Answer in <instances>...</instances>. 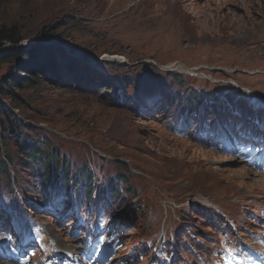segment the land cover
<instances>
[{"label": "rangeland", "instance_id": "374dc122", "mask_svg": "<svg viewBox=\"0 0 264 264\" xmlns=\"http://www.w3.org/2000/svg\"><path fill=\"white\" fill-rule=\"evenodd\" d=\"M3 25L21 39L0 52L54 43L103 75L93 72L92 88L68 76L10 88L28 57L0 66V117L59 150L71 177L89 164L96 182L93 204L86 177L73 207L49 196L4 121L0 159L12 151L15 161L0 178V264H68L87 250L115 264H264V174L241 161L242 151L264 158V0H0ZM124 170L135 194L125 181L121 199L96 194Z\"/></svg>", "mask_w": 264, "mask_h": 264}, {"label": "trees", "instance_id": "16d2710c", "mask_svg": "<svg viewBox=\"0 0 264 264\" xmlns=\"http://www.w3.org/2000/svg\"><path fill=\"white\" fill-rule=\"evenodd\" d=\"M50 37L51 36H43V38ZM20 39L21 35L17 26H0V42L10 41L16 43L20 41ZM50 44L51 45H47L37 41L34 44L32 43V45L30 44V47L28 48L21 46L9 48L6 50V52H0V66L6 63L8 60H12L14 58L28 57V61H26L23 66L18 68V74L24 72V76L21 78L17 77L16 75L13 76V80L11 81L12 83L10 82L11 86L9 85L10 88H29L36 82L42 83L45 81L49 84H54L57 82L67 84L69 83V81L67 82L65 80L67 76L71 78L76 87H82L83 89L92 88L94 85L93 72L99 76L103 75V72L93 67V65L70 57L71 55L64 52L66 49L63 46L54 43ZM87 71L89 72V75ZM119 80L118 87L125 88V84L127 82L130 83L131 79L127 76H121ZM16 81L18 82L17 84ZM120 91L121 90H118L116 86H113V99L116 102L121 100L122 103L129 105L130 102L128 98H130V96L128 97V95L123 92L116 94ZM6 94H9L13 99L15 98L8 90ZM122 94H125V96ZM209 95L215 94L209 93ZM198 96V90H191L188 92V101H190V103H194V105L188 103L192 109H196L199 104ZM17 101L22 104L19 99ZM209 105H211L210 108L212 110L216 109L214 104L209 103ZM3 111L4 108L0 105V116L4 114ZM4 121L8 122L10 134H13V137L16 138L18 152L23 157L20 161L22 165L27 169H35L37 166L42 168L40 174L42 175L43 188L46 191H49L51 188L59 190L63 187L65 191H67V195L72 197L74 189L78 191L82 185L84 177H86L87 197L88 199H91L96 182L95 175H93L89 164H83L80 166L79 170L76 171L75 176L71 177L72 169L70 161L65 156L60 157L59 150L56 148H50L49 144L44 138L41 140V137H39L41 135L33 138H26L23 136L24 134H15L17 129H26V125L21 124L20 121L15 122L9 116H6L5 120L0 117V126L4 124ZM4 133L5 134L3 138L5 144L8 143L13 137L6 132ZM13 155L14 152L6 151L5 156L0 159V178L3 176V174L7 175L8 177L12 176L11 167L15 161ZM118 163L122 164L123 168H126L125 161L118 160ZM13 172L14 178H10V180H13L16 183L18 180L15 175V170ZM128 176V171L124 170V173H118L114 178L110 177L109 181L105 183V185L103 184L100 186L99 190L97 191V195L104 197V193L110 190L115 199H121L122 188H120L119 185L124 181L126 183V189L128 191H133L135 194V189L131 184L128 183Z\"/></svg>", "mask_w": 264, "mask_h": 264}, {"label": "bare ground", "instance_id": "6f19581e", "mask_svg": "<svg viewBox=\"0 0 264 264\" xmlns=\"http://www.w3.org/2000/svg\"><path fill=\"white\" fill-rule=\"evenodd\" d=\"M85 62H87V61H85ZM88 63V62H87ZM90 64V63H89ZM173 67H175V68H181V69H183L184 71H186L187 70V68H186V66L184 65V64H182V63H175L174 65H172ZM172 66H169V67H172ZM180 69V70H181ZM188 71H190V70H188ZM187 72V71H186Z\"/></svg>", "mask_w": 264, "mask_h": 264}, {"label": "water", "instance_id": "95a60500", "mask_svg": "<svg viewBox=\"0 0 264 264\" xmlns=\"http://www.w3.org/2000/svg\"><path fill=\"white\" fill-rule=\"evenodd\" d=\"M72 55H75V56H78L77 54H74V53H71ZM79 57V56H78ZM113 59V58H112ZM114 59H116V61H119V62H121V60H119L118 58H114ZM85 60V59H84ZM86 61H90V62H93L92 60H86ZM135 263H137V262H135ZM134 263V264H135Z\"/></svg>", "mask_w": 264, "mask_h": 264}]
</instances>
